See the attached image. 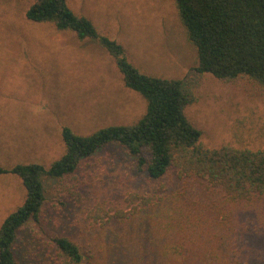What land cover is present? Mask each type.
I'll return each mask as SVG.
<instances>
[{
	"label": "rangeland",
	"instance_id": "rangeland-1",
	"mask_svg": "<svg viewBox=\"0 0 264 264\" xmlns=\"http://www.w3.org/2000/svg\"><path fill=\"white\" fill-rule=\"evenodd\" d=\"M31 3L0 0L3 169L21 164L49 167L65 153L63 128L90 135L111 125H132L147 107L141 95L125 86L114 58L96 40H79L72 31L29 21L25 12ZM67 3L74 13L88 17L100 34L123 45L141 73L183 82L194 96L185 115L202 132L205 146L264 149V86L246 77L225 82L208 73L198 74L196 48L186 37L173 0ZM132 162L116 146H106L83 159L69 177L46 180V204L39 222L29 221L18 234L14 253L19 264H59L52 242L59 236L79 244L84 264H108L107 250L111 238L116 243L118 223L99 227L87 219L89 208L122 206L124 194L130 191L156 193L164 201L149 215L141 213L133 219L149 218L150 223L161 224V208L173 211L174 204H182L184 190L189 189L187 195L193 199L206 195L199 181H181L173 172L152 181ZM25 194L18 176H0V226L23 203ZM261 202L260 221L264 220ZM215 205L220 207V203ZM236 223L233 219L232 224ZM245 256L252 264H264V239L245 245Z\"/></svg>",
	"mask_w": 264,
	"mask_h": 264
},
{
	"label": "trees",
	"instance_id": "trees-1",
	"mask_svg": "<svg viewBox=\"0 0 264 264\" xmlns=\"http://www.w3.org/2000/svg\"><path fill=\"white\" fill-rule=\"evenodd\" d=\"M173 1L186 37L196 48L198 74L225 82L246 77L264 86V0ZM25 17L72 31L79 40H96L114 58L125 86L141 95L147 107L132 125H111L90 135L63 128L65 153L49 167H0V176H18L26 192L23 203L0 226V264H19L14 253L18 234L29 221L39 222L46 204V180L69 177L83 159L106 146L122 150L152 181L173 172L181 181H199L207 191L205 197L193 199L187 195L189 189L184 190L182 204H174L173 211L161 208V224L133 219L149 215L164 201L156 193L130 191L122 206L89 208L87 219L99 227L118 223L116 243L111 238L107 250L108 264H252L245 245L264 239V220L257 217L264 200V149L205 146L202 132L185 115L194 96L183 82L141 73L123 45L100 34L88 17L70 9L67 0H32ZM216 194L220 198L215 199ZM52 242L59 264H84L85 254L77 242L65 236Z\"/></svg>",
	"mask_w": 264,
	"mask_h": 264
}]
</instances>
